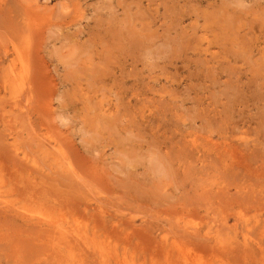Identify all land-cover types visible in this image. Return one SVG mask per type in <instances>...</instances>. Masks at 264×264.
<instances>
[{
  "label": "rangeland",
  "instance_id": "obj_1",
  "mask_svg": "<svg viewBox=\"0 0 264 264\" xmlns=\"http://www.w3.org/2000/svg\"><path fill=\"white\" fill-rule=\"evenodd\" d=\"M0 264H264V0H0Z\"/></svg>",
  "mask_w": 264,
  "mask_h": 264
},
{
  "label": "bare ground",
  "instance_id": "obj_2",
  "mask_svg": "<svg viewBox=\"0 0 264 264\" xmlns=\"http://www.w3.org/2000/svg\"><path fill=\"white\" fill-rule=\"evenodd\" d=\"M187 42V41H186ZM98 69V68H97ZM110 70V69H109ZM53 241V240H52Z\"/></svg>",
  "mask_w": 264,
  "mask_h": 264
}]
</instances>
